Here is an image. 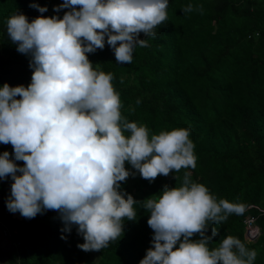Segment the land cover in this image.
<instances>
[{"label": "clouds", "instance_id": "obj_1", "mask_svg": "<svg viewBox=\"0 0 264 264\" xmlns=\"http://www.w3.org/2000/svg\"><path fill=\"white\" fill-rule=\"evenodd\" d=\"M167 7L168 0H63L54 8L69 9L62 18L37 16L29 22L16 12L7 19L9 38L18 52L31 56L32 68L26 88L0 87V143H10L15 160L24 162L20 167L7 151L0 154V179L13 181L6 201L11 213L30 219L55 210L62 233L75 225L84 240L77 247L98 251L123 235L125 218H136L137 202L120 190L119 182L134 175L125 162L149 182L196 167L190 129L150 136L146 126L129 122L121 114L113 74L99 71L86 55L103 50L106 42L117 63H131L133 50L148 46L140 34L154 38L167 20ZM153 196L143 205L150 212L153 246L139 264H253L256 251L240 239L227 236L209 249L211 237L205 235L210 223L242 214L245 205L217 202L189 173L180 187L165 185ZM194 234L201 239H189Z\"/></svg>", "mask_w": 264, "mask_h": 264}, {"label": "trees", "instance_id": "obj_2", "mask_svg": "<svg viewBox=\"0 0 264 264\" xmlns=\"http://www.w3.org/2000/svg\"><path fill=\"white\" fill-rule=\"evenodd\" d=\"M62 3L0 0V87L7 83L26 88L32 75L31 56L16 50L7 33V19L16 12L29 22L37 16L62 18L69 9L54 11ZM32 4L47 11L40 13ZM189 4L193 11L183 12ZM166 11L167 20L156 27L154 38L140 34L148 46L138 45L131 63H117L106 42L103 50L86 55L99 71L113 74L120 111L129 122L146 126L150 136L173 128L190 129L196 167L149 182L125 162L134 175L119 182L120 190L137 202L136 218H125L123 235L106 248L87 252L77 247L84 240L75 225L69 233L61 232L64 224L57 211L45 210L30 219L11 213L6 201L13 181L10 176L0 179V226L13 244L7 252L9 264H139L153 246L145 200L159 196L165 185L180 187L185 173L207 187L217 202L245 205L242 214L209 224L205 231L211 237L209 249L233 236L256 251L253 264H264V0H168ZM5 151L24 166L22 160H15L10 143H0V154ZM248 215L260 230L254 241L245 237ZM189 239L201 237L194 234Z\"/></svg>", "mask_w": 264, "mask_h": 264}, {"label": "built area", "instance_id": "obj_3", "mask_svg": "<svg viewBox=\"0 0 264 264\" xmlns=\"http://www.w3.org/2000/svg\"><path fill=\"white\" fill-rule=\"evenodd\" d=\"M245 237L249 241H254L260 235L259 227L255 224V220L251 216L245 219Z\"/></svg>", "mask_w": 264, "mask_h": 264}, {"label": "crops", "instance_id": "obj_4", "mask_svg": "<svg viewBox=\"0 0 264 264\" xmlns=\"http://www.w3.org/2000/svg\"><path fill=\"white\" fill-rule=\"evenodd\" d=\"M0 218H3V216L0 214ZM1 230L3 231V234L1 233ZM6 232H4L3 228L0 226V238L3 239L4 237L2 235H4ZM2 234V235H1ZM7 235V234H6ZM8 236V235H7ZM10 237L8 236V239ZM11 239V238H10ZM4 240L6 241V238H4ZM12 241V239H11ZM12 244V243H11ZM11 247L5 249V248H1L0 245V264H9V260H8V256H7V251L10 249Z\"/></svg>", "mask_w": 264, "mask_h": 264}, {"label": "rangeland", "instance_id": "obj_5", "mask_svg": "<svg viewBox=\"0 0 264 264\" xmlns=\"http://www.w3.org/2000/svg\"><path fill=\"white\" fill-rule=\"evenodd\" d=\"M16 216H19V215H16ZM1 233L3 234V231L1 230ZM1 234V235H2ZM4 238H6V241L4 240V238L3 239H1L0 238V245H1V248H5V249H7V248H9V247H12L13 246V244H11L12 243V241H11V239L9 238L8 239V236L6 235V233L4 234V235H2ZM7 252H9V250L7 251Z\"/></svg>", "mask_w": 264, "mask_h": 264}, {"label": "water", "instance_id": "obj_6", "mask_svg": "<svg viewBox=\"0 0 264 264\" xmlns=\"http://www.w3.org/2000/svg\"><path fill=\"white\" fill-rule=\"evenodd\" d=\"M18 215V214H17Z\"/></svg>", "mask_w": 264, "mask_h": 264}]
</instances>
